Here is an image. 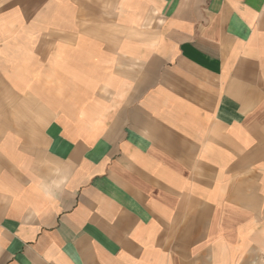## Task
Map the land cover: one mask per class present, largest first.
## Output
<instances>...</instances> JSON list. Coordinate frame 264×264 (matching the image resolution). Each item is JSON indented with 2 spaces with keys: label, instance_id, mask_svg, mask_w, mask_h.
<instances>
[{
  "label": "crops",
  "instance_id": "1",
  "mask_svg": "<svg viewBox=\"0 0 264 264\" xmlns=\"http://www.w3.org/2000/svg\"><path fill=\"white\" fill-rule=\"evenodd\" d=\"M0 264H264V0H0Z\"/></svg>",
  "mask_w": 264,
  "mask_h": 264
}]
</instances>
